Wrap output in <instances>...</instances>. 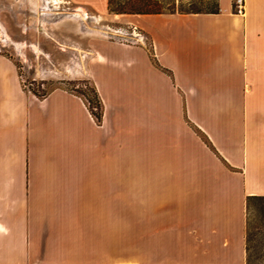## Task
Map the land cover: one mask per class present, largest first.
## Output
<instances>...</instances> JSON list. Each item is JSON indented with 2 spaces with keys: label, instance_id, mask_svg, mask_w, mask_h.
Listing matches in <instances>:
<instances>
[{
  "label": "crops",
  "instance_id": "0c3cea01",
  "mask_svg": "<svg viewBox=\"0 0 264 264\" xmlns=\"http://www.w3.org/2000/svg\"><path fill=\"white\" fill-rule=\"evenodd\" d=\"M233 1L121 15L131 40H91L100 124L70 91H26L0 55V264H125L111 250L128 232L135 264H247L246 201L264 196V0L244 16Z\"/></svg>",
  "mask_w": 264,
  "mask_h": 264
},
{
  "label": "rangeland",
  "instance_id": "374dc122",
  "mask_svg": "<svg viewBox=\"0 0 264 264\" xmlns=\"http://www.w3.org/2000/svg\"><path fill=\"white\" fill-rule=\"evenodd\" d=\"M217 0H176L175 10L215 8ZM98 10L72 0H0V55L18 68L26 91L36 95L65 89L81 97L95 112L98 93L87 75L89 42L97 38L131 40L138 31L121 15ZM81 11V12H79ZM85 12V16L81 13ZM99 95V94H98ZM100 97V96H99ZM101 100V99H100ZM102 103V101H101ZM103 107V108H102ZM104 113V106L101 104ZM264 203L255 204L249 213L252 255L264 262ZM134 219L128 218V231ZM134 233H127L126 248L112 249V258L125 264L136 263Z\"/></svg>",
  "mask_w": 264,
  "mask_h": 264
},
{
  "label": "trees",
  "instance_id": "16d2710c",
  "mask_svg": "<svg viewBox=\"0 0 264 264\" xmlns=\"http://www.w3.org/2000/svg\"><path fill=\"white\" fill-rule=\"evenodd\" d=\"M180 10L176 11V0H108V11L111 14L116 15H158V14H198V13H218L219 5L218 0L216 6L210 10H203L197 5L190 4V9L184 10L180 5ZM50 93V92H49ZM48 93L38 95L40 97L46 96ZM77 95V94H76ZM78 96V95H77ZM98 106V112H95L93 108L88 105V108L92 115L95 117L97 123L102 122L103 107L101 108V100L98 93L95 94L93 100ZM257 203H264V196H249L246 201V251H247V264H264L260 261V257L257 255L253 257L250 238V222L249 213L251 208ZM264 214V207H263Z\"/></svg>",
  "mask_w": 264,
  "mask_h": 264
},
{
  "label": "built area",
  "instance_id": "2783aa9c",
  "mask_svg": "<svg viewBox=\"0 0 264 264\" xmlns=\"http://www.w3.org/2000/svg\"><path fill=\"white\" fill-rule=\"evenodd\" d=\"M233 13L239 16L245 15V0H234L233 1Z\"/></svg>",
  "mask_w": 264,
  "mask_h": 264
},
{
  "label": "bare ground",
  "instance_id": "6f19581e",
  "mask_svg": "<svg viewBox=\"0 0 264 264\" xmlns=\"http://www.w3.org/2000/svg\"><path fill=\"white\" fill-rule=\"evenodd\" d=\"M79 12H81V11H79ZM81 15H82V16H85V12L81 13Z\"/></svg>",
  "mask_w": 264,
  "mask_h": 264
}]
</instances>
